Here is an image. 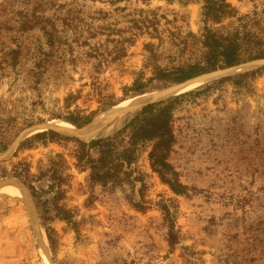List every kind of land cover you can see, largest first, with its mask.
I'll return each instance as SVG.
<instances>
[{
	"label": "rangeland",
	"instance_id": "obj_1",
	"mask_svg": "<svg viewBox=\"0 0 264 264\" xmlns=\"http://www.w3.org/2000/svg\"><path fill=\"white\" fill-rule=\"evenodd\" d=\"M48 1L58 9L56 15L51 12L48 16L59 33L65 29L70 37L80 34L88 38L91 29L101 28L100 35L92 43L104 42L111 51L116 47L115 42L120 41L126 56L105 67L96 90L84 67L76 68L71 79L60 84L54 83L56 75L47 76L38 89H32L22 76L17 78L18 75L1 80L0 117L10 121L13 134L21 131L17 140L30 128L61 120L54 119L52 114L64 112L61 107L70 94L78 97L76 106L89 115L137 96L136 86H143L142 90L147 93L166 89L156 80L148 81L153 75L151 69H145L144 46L158 44V40L145 21L156 18L163 36L173 27L175 18L178 26L186 22L184 26L197 34L205 26L204 0ZM4 2L0 0V9ZM12 2L18 10V1ZM229 2L242 13L252 10L255 3L254 0ZM10 7L5 15L0 12V27L6 28L5 23L16 15L9 11ZM61 19L66 20V25ZM27 37L43 43L46 40L40 29ZM1 42L0 37V46ZM241 66L243 69L236 73L217 79L262 68L264 59L237 67ZM30 67L31 62L24 59L20 70ZM139 77L144 80L135 84ZM213 96L206 105L215 110L212 100L222 97L221 102H225L228 112L212 115L236 117L243 134L236 138L225 133L226 138L219 148L198 147L190 153H182L178 162L181 180L196 189L197 194L188 198L175 196L151 173L148 162L142 161L140 168L150 176L146 179L143 199L137 195L135 200L142 202L144 211H135L121 195L103 197L88 210L83 208L85 197L79 194V184L83 183L85 175L75 174L74 188L66 203L79 209L75 218L81 223V232L77 234L53 219L49 222L53 229L50 243L27 187L16 178L0 180V184L18 181L29 195L28 199L0 198V264H264V225L261 224L264 221V74L248 89L241 91L228 86ZM127 115L111 122L101 135L109 136L118 131ZM20 144L6 158L0 156V160L13 157ZM72 149L70 144L44 142L21 157L29 158L37 174L39 161L45 163L48 155L67 154ZM40 183L37 186L48 189L46 181ZM139 188L138 184L136 192ZM41 202L47 205L48 212L47 207L52 205L51 195L43 196ZM166 207L174 216L179 236L173 248L166 241ZM36 227L45 232L47 247L43 242L44 249L37 238Z\"/></svg>",
	"mask_w": 264,
	"mask_h": 264
},
{
	"label": "trees",
	"instance_id": "obj_2",
	"mask_svg": "<svg viewBox=\"0 0 264 264\" xmlns=\"http://www.w3.org/2000/svg\"><path fill=\"white\" fill-rule=\"evenodd\" d=\"M16 1L20 5L18 10L14 9L12 0H5L0 9L1 14L5 15L8 6H11L9 11L16 14L5 23L6 28L0 27V81L18 75L17 78L22 76L32 89H38L47 76L56 75L54 83L60 84L71 79L76 68L84 67L91 86L96 90L105 67L126 56L120 41L115 42L116 47L111 51L104 42L92 43L100 35L101 28L91 29L88 38L80 34L70 37L65 29L59 33L48 16V13L56 15L58 12L53 2ZM254 1L252 10L242 13L229 0H204L205 26L199 34L186 28V22L178 26L177 18L165 36L158 30L156 18L151 22L145 21L144 24L147 23V28L154 31L158 40V44L144 46L145 69H151L153 75L148 81L156 80L168 88L205 74L263 60L264 0ZM61 20L66 23L65 19ZM36 29L44 33L45 43L27 37ZM24 59L31 62V67L21 71ZM263 74L264 67L242 72L146 105L129 113L122 127L112 135L99 134L89 142L63 136L53 130L37 133L26 138L9 160H0V180L16 178L27 187L50 243L53 229L49 222L53 219L64 223L77 234L81 232V223L75 218L79 209L71 208L66 203L74 188L75 174L85 175L83 183L79 184V194L85 197L83 208L88 210L103 197L121 195L135 211H144L142 202L135 200L137 195L143 199L146 179L150 176L140 168L142 161L148 162L151 173L175 196L188 198L198 191L181 180L178 162L182 153H190L198 147L219 148L220 142L226 138L225 133H231L236 138L243 134L240 120H236V117L212 115L215 112H228L225 102H221L222 97L212 100L215 110L206 103L224 87L232 86L241 91L248 89ZM142 78L144 80V77H139L135 84H139ZM142 87H135L138 95L147 93ZM77 100V96L70 94L61 107L64 112L52 114V117L82 128L100 112L126 99L89 115L76 106ZM20 134L21 131L13 134L10 121L0 117V154L6 152ZM44 142L66 143L72 145L73 149L67 154L52 153L46 157L45 163L39 161L36 174L33 163L28 157H21V154L36 150ZM42 181L48 183L47 190L37 186ZM138 184L140 188L136 192ZM48 194L51 195L52 205L47 207L46 212L47 205L41 201ZM173 219L166 207L164 226L166 241L171 248L179 242ZM261 224L264 225V221Z\"/></svg>",
	"mask_w": 264,
	"mask_h": 264
},
{
	"label": "bare ground",
	"instance_id": "obj_3",
	"mask_svg": "<svg viewBox=\"0 0 264 264\" xmlns=\"http://www.w3.org/2000/svg\"><path fill=\"white\" fill-rule=\"evenodd\" d=\"M245 66V65H244ZM242 67V66H241ZM240 67H235L227 69L224 71H217L214 73L206 74L182 84H178L161 91H156L152 93H146L142 95L135 96L133 98L126 99L119 104L111 107L110 109L101 113L97 118H95L88 125L78 128L69 122L62 120H52L48 123L42 124L26 130L20 138L15 142V144L10 148V150L4 154L0 155L2 158H6L8 155L13 153L18 145L24 141L26 138L33 136L39 132H44L46 130H53L60 134L76 137L82 141L89 142L96 138L99 134L105 130V128L114 120L127 115L133 111L139 110L144 106L159 101L169 99L171 97L179 96L181 94L187 93L189 91L195 90L224 74L236 73L238 70L243 69ZM100 136V135H99ZM3 196H10L19 199H28L29 195L25 187L22 186L18 181H7L0 184V198ZM28 196V197H27ZM34 215V214H33ZM38 232L43 239L45 247H47V239L45 232L42 228H38ZM44 249V248H43Z\"/></svg>",
	"mask_w": 264,
	"mask_h": 264
},
{
	"label": "water",
	"instance_id": "obj_4",
	"mask_svg": "<svg viewBox=\"0 0 264 264\" xmlns=\"http://www.w3.org/2000/svg\"><path fill=\"white\" fill-rule=\"evenodd\" d=\"M35 232H36L37 238L39 240V243H40L41 247L43 248V241H42V238H41V236H40V234L38 232V228L37 227L35 228Z\"/></svg>",
	"mask_w": 264,
	"mask_h": 264
}]
</instances>
